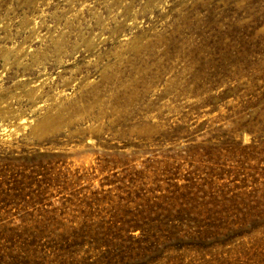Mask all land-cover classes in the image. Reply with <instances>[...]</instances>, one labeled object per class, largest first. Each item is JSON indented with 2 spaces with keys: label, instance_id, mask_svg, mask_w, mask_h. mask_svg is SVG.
<instances>
[{
  "label": "rangeland",
  "instance_id": "obj_1",
  "mask_svg": "<svg viewBox=\"0 0 264 264\" xmlns=\"http://www.w3.org/2000/svg\"><path fill=\"white\" fill-rule=\"evenodd\" d=\"M0 264H264V0H0Z\"/></svg>",
  "mask_w": 264,
  "mask_h": 264
}]
</instances>
